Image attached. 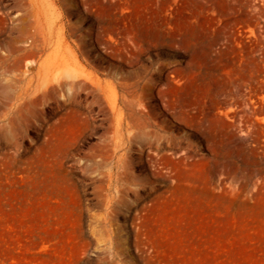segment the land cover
I'll list each match as a JSON object with an SVG mask.
<instances>
[{
	"label": "rangeland",
	"instance_id": "374dc122",
	"mask_svg": "<svg viewBox=\"0 0 264 264\" xmlns=\"http://www.w3.org/2000/svg\"><path fill=\"white\" fill-rule=\"evenodd\" d=\"M0 264H264V0H0Z\"/></svg>",
	"mask_w": 264,
	"mask_h": 264
},
{
	"label": "bare ground",
	"instance_id": "6f19581e",
	"mask_svg": "<svg viewBox=\"0 0 264 264\" xmlns=\"http://www.w3.org/2000/svg\"><path fill=\"white\" fill-rule=\"evenodd\" d=\"M143 34V36H145V35H149L146 31L144 32V33H142ZM153 40L155 41V42H160L161 40H162V37L161 36H159V34H157V33H154L153 35ZM163 36V35H162ZM169 37V41H172V39H173V35L172 36H170V35H168ZM183 44H185L187 47H190V44H189V41L188 40H186L185 42H182ZM113 181H114V185L116 186L117 184H120L119 183V176L117 175L116 177H114V179H113ZM116 189V188H115Z\"/></svg>",
	"mask_w": 264,
	"mask_h": 264
}]
</instances>
